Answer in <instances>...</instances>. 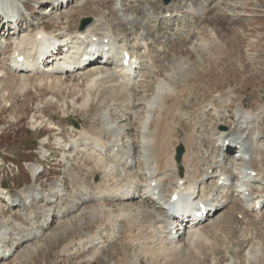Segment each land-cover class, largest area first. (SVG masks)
Segmentation results:
<instances>
[{"label":"rangeland","instance_id":"374dc122","mask_svg":"<svg viewBox=\"0 0 264 264\" xmlns=\"http://www.w3.org/2000/svg\"><path fill=\"white\" fill-rule=\"evenodd\" d=\"M16 1L22 13V21L12 25L8 22L7 24V19L1 16L2 0H0V22L2 28L4 27L2 33H0V40L4 34H6V37L7 33L8 36L10 35L8 38L5 37L7 43L10 44L4 49L0 47V69L3 70L0 72V219H8L12 228L15 227L14 219L22 225L29 226L25 220V217L29 216V210H26L25 213L21 204L11 205L7 196L8 194L19 193L26 184L33 182L29 167L31 164H37L41 168L35 184L41 187V192L54 187L56 183L60 182L64 185V194L63 199L59 198L54 202L49 199L40 201L41 206L53 209L54 219L49 224L48 229H45L37 237L31 235L28 236L27 240L21 241L14 255L0 260V264H103V259H106L105 262L109 264H124L125 254L135 264H150L149 258L142 251L140 253L138 248L140 245L136 243L137 241L133 245L131 240L130 243L127 240L132 236L129 235L130 222L126 217L120 218V220H123L119 221L117 225L115 224L116 220H113L114 223L106 220L111 223L106 224L107 222H105V226H102V229L107 230L105 233L99 225L100 215H102L105 208H111L115 215H119L122 212L128 214L135 211L137 213L139 209L160 205L155 203L154 200L152 201L151 198L153 197H150L145 189L150 180L144 172L147 169L145 167L147 164L144 160L143 145L141 144H144L142 132L144 130L143 122L148 115L147 105L156 95L155 93L162 81L172 82L173 84L170 86L172 89H177L179 85L181 94L178 98L176 90H173V93L170 92L171 97L168 99L164 116L168 122V129L171 130L173 136V149L182 144L185 147V153L188 140L191 139L190 133L193 132V127L197 125L195 134L196 136L199 135L203 142L201 153L205 157L207 155L211 157L212 152L210 151H212L213 146L210 145L209 136L207 135L211 136L213 134L210 131L211 125L218 119L215 117V110L224 113L223 122L225 124H219L218 129L228 128L237 122L238 106L243 103L246 109L257 112L262 129H264V0H214L213 2L212 0H192L194 2L189 1V4L192 3L194 7H190V10L188 6L180 4L182 0H174L170 5L175 2L177 14L181 18L179 16L171 17L167 14L168 18H161L163 15L159 13L158 5L155 7L152 3L160 2L159 5L163 7L162 0H151V2L141 0L140 9L132 7L133 0H66L65 4L62 3L59 6L56 0ZM205 1H208V4L206 3L207 5L202 7ZM79 4L82 9L66 17L65 14L72 9L74 10ZM114 4L117 8L119 7L118 14L124 19L127 18L126 22L134 18L142 21V24L136 23L137 25H133L134 37L146 38V41L150 44L148 51H144L142 39L136 38L139 40L136 41L137 43L141 41L138 44H135V40L126 41L121 34V30L115 27L118 24L116 20L119 19H117V10L110 8ZM197 7L201 10L198 11ZM88 16L93 17V20L97 19V23L100 21L103 24L99 33H97L98 38L105 34H110V37L113 35L111 40L115 39L114 42H116H113L114 51L119 56L122 54L121 50L128 51L131 49L128 52L132 57L141 54L142 60L146 62L148 59L146 54L148 53L153 60V68L144 69L143 65L142 70L138 69L137 72L133 73L134 82H132V85L127 86L125 84L124 86L132 87V89L127 88L128 91L125 89L128 93L121 94V89L120 94L115 93L108 96L109 91L105 90L104 97L101 98L103 94L100 95L98 90L92 91L90 105L84 110L82 103L88 96L86 88L92 79L97 76H108L114 70L117 71V67H114L113 64L108 66L95 64L77 73H40L43 74V76H40L39 73L25 74L16 71L12 56L16 37L28 34L31 36L38 27L44 25L48 30H55L56 33L62 34L61 36L64 35L66 30L74 36L76 30L79 29L80 20ZM108 21L109 23H107ZM127 24L129 25V23ZM171 24H177L178 34H174V36H169L168 27ZM15 26L18 27V33L14 30ZM153 28L155 30L158 28L155 38H153ZM104 29L110 31L107 33ZM111 30L114 31L113 34ZM189 30L193 34H196L197 30H201L200 33L197 32L192 43L187 42V32ZM116 34L118 37L115 36ZM119 46L121 47L119 48ZM203 47H207L206 52L200 50ZM182 53L184 54L182 55ZM200 53L204 56V60L198 62L201 66L198 63L195 65V60H198L201 56ZM113 55L115 54L113 53ZM119 62L121 63V61ZM198 65L201 67L200 69L197 67ZM185 69L186 71L191 70L189 76H186ZM196 69L204 73L202 72V75L196 77ZM192 74L194 75L190 76ZM190 79H194L193 82L197 83L191 88H189L190 86L184 87V84ZM114 82L118 86V79H113L108 84H115ZM167 89L172 90L169 87ZM129 93H131L130 95L133 94L132 99L130 98L132 105L126 107L123 104H127ZM185 95L188 97H185ZM129 108L131 110H128ZM103 110H106V114L112 116L114 123H119L118 125L123 131V146L125 145L124 147L127 148L128 136L134 142L137 164L132 173H129L131 169L127 164L125 166L128 168L125 166L122 168L123 161L119 163V159L115 155L109 156L108 160L103 156L102 165H96L98 157L91 155L92 143L95 145L94 140H88L92 146L87 147L85 151H82L80 146L74 145L75 140L82 142V144L85 143L84 139L86 138L80 135L82 129L103 128L106 122L102 113ZM158 113L159 110L156 109L154 117L157 118ZM156 118L153 120L156 121ZM147 123L150 125V122ZM152 127H154L153 123ZM110 135L111 133H108L103 136L107 139ZM84 147V145H81V148ZM235 153L234 151L232 154ZM247 154L248 151H240L239 156H246ZM184 155L182 164L185 168ZM229 155L231 153L226 154V156ZM239 159L242 160V158ZM242 161L244 162V160ZM107 162L111 163L110 167H112L111 175L106 177L104 168ZM236 162L227 163V166L237 176L232 181L235 191L233 193L235 196L232 197L233 200L236 198L243 199L241 190L236 187L237 180L243 173V165ZM174 163V167L177 166L175 160ZM106 179H111L112 185L110 187L117 190H121V188L125 190L128 188L129 183L136 181L139 184V189L135 192L139 193H136L137 197L131 200L117 198L111 201L110 199L94 201L90 198L87 199V195H83L84 191H87L90 196L96 195L95 192L99 189L97 185L104 186L105 189ZM75 180L77 183H73ZM118 186L120 188H115ZM243 207L247 209L245 202H243L241 208L243 209ZM262 207L260 211L252 212L247 209L244 215L236 214L235 217L238 219L236 222L231 223L230 229L228 228L229 232L209 228L212 242L209 241L211 239H208L206 246L215 251H208L206 261L199 262V264H235L236 257L239 261L237 264H264V206ZM225 210L226 207L219 210L206 223H212L224 214ZM161 211L162 216H166L168 213V210L164 207ZM252 224L254 225L252 226ZM209 229L205 233H208ZM16 230L18 229L16 228ZM79 231L83 233L82 236H85V238L82 237L81 241L97 233L100 238L103 236L104 238L100 239V246L90 244L86 250L81 247L85 243L81 244V237L78 235L72 238L75 245L65 244L64 236L67 233L73 234L75 232L79 233ZM114 231H116L115 235ZM138 232V229L134 230L136 236L139 235ZM146 233H149L147 229L143 234ZM194 238L195 233L193 231L183 234L181 236L182 248L188 251V245H191V240ZM67 246L69 249L65 248ZM98 248L100 251H98ZM96 250L98 254L95 258L93 253ZM251 255L256 256V260L252 263L248 259V256ZM139 256L142 259H139ZM187 260L195 261L193 259ZM183 262L180 264H188L185 261Z\"/></svg>","mask_w":264,"mask_h":264},{"label":"bare ground","instance_id":"6f19581e","mask_svg":"<svg viewBox=\"0 0 264 264\" xmlns=\"http://www.w3.org/2000/svg\"><path fill=\"white\" fill-rule=\"evenodd\" d=\"M189 1H192V0H182L180 2V4L181 5L183 4V6H186V7L188 6L189 10H190V7H192L193 5H192V3L189 4ZM208 1H205L203 3L204 5H202V7L206 6L208 4ZM213 1L214 0H212V2ZM140 2H141V0H133V6L132 7H135V9L139 8ZM149 2H151V0H149ZM192 2H194V1H192ZM56 3L59 6L62 3L65 4L66 0H56ZM159 3L160 2H156V3L153 2L152 4H154L155 7L158 5L157 9H159L160 10L159 13L161 15H163V16H161V18H163V17L168 18V16H166V14H168L171 17L179 16L177 14V8L175 7V4H174L175 2L173 3V5H168V6H163V7L160 6ZM170 7H172V8L170 9ZM174 7H175V10L173 9ZM2 8L6 9L8 11V15H6V16H8L9 18L15 17L16 14H18V12H19V7L14 2V0H2ZM110 8L113 10H117V15H118L117 19H119V20H116L118 22V24H116L115 27H117L119 30H121V32H122L121 34L123 35V38H125L126 41L135 40V44L141 43V41L137 43L136 41H139V40H137L136 38L142 39L143 40V47L145 49L144 51L145 52L148 51L150 44L146 41V38H144V37L139 38V36L134 37L135 30L133 28V25H135L136 23L142 24V21L138 18H134V19H130V20H128V22H126L127 18L124 19L122 16H120V14H118V10H119L118 8L119 7L117 8V6L114 4V6L110 7ZM81 9H82V6L79 4V5H77V7L74 10L72 9L70 12H67L65 15H66V17H68L69 15H72L74 12L81 10ZM196 9L198 11L201 10V8H198V7ZM132 10H134V9H132ZM10 21L11 20L9 19L7 22L10 23ZM154 21H156V20L154 19ZM16 22H17V20H16ZM159 22H160V20H159ZM101 23L102 22H100V21L97 23V19H96L92 23H90L85 29L76 30V34L74 36L72 34H70L68 32V30L65 31L63 36H58L55 33V30L50 31L44 25L45 27L44 26L40 27L36 31V33H34L31 36L28 34V35H24V36L22 35V37H16V39L14 40V46H13L14 52H13V56H12V62L14 63V66L16 67L15 70L20 71V72H24L25 74H27V73H32V74H38V73L39 74L40 73H53V74L61 73V74H65L66 73L67 74L69 72L77 73L80 70L87 69V67L95 65V64L107 65L110 62L111 64H115L114 67H117L118 70L117 71L114 70V72H111L108 76L107 75L106 76L105 75L97 76L94 79H92L91 82L89 81L90 84L86 88V92H87L88 96L86 97V99L82 103L83 109L86 110L85 108H87L88 105H90V101H91L92 95H93L91 92L94 90H98L100 95L105 93V90L109 91L108 96H110L111 94L114 95L115 93L120 94L121 89H122L121 94L127 92L128 89H130V88L132 89V87L129 88V87H124V86H125V84H127V86L132 85V82H134V77H133L134 74L133 73L137 72L139 66H140L139 70H142L141 68L143 65H144V67H143L144 69L153 68V60L151 59V56H149L147 53L146 57H148V59L146 62L142 60V58L140 56L141 54H140V55H134L133 57L131 56L130 61L127 65H125L123 63L119 64L118 63L120 60L119 58L122 59V57H120L118 55V53H116L114 51L115 48L113 47V44L116 42H114L115 39L111 40L113 35L110 37L109 36L110 34L106 35L104 33L105 34L104 36H102V37L99 36L100 38L97 37V33H99L101 26H103V24H101ZM107 23H109V21ZM126 23H129V25L128 24L126 25ZM169 24H170V22H169ZM176 25L171 24L168 27L169 36H171V35L174 36V34H178L177 30H176ZM161 26H162V24H161ZM205 27H207V26H205ZM165 28H166V26H165ZM3 29H4V27L1 28V30H3ZM112 29H114V28H112ZM153 29H154L153 30V36H154L153 38H155V36L158 33V31H157L158 28L156 30H155V28H153ZM105 31H107V33H108L110 30L109 31L105 30ZM198 31L199 30H197V32ZM200 31H199V33H200ZM116 32H117V30H116ZM118 32H120V31H118ZM197 32H196V34H193L192 32H190V30H189V32H187V36H188L187 42L188 43L193 42V38H195V36L197 35ZM113 33H114V31H112V34ZM115 36L118 37L117 34ZM130 36H132V37H130ZM107 37H109L110 39H108ZM120 38H121V36H120ZM117 39H119V38H117ZM59 41L61 43H63L64 50L59 51L58 53H55V52L50 53L53 46H54V50H55L56 45L58 44ZM6 42H7V40H6ZM122 44H124V43H122ZM212 46H214V45H212ZM116 47H118V46H116ZM120 47L121 46H119V48ZM122 47H123V45H122ZM126 48H127V46H126ZM206 49H207V47H203L200 50H202L204 52ZM129 50H131V49H129ZM113 53L115 55H113ZM183 54L184 53H182V55ZM21 55L24 56L23 61H19L17 59L18 56H21ZM200 55H201V53H200ZM203 55H204V53H203ZM85 56H87L89 58V60H85V58H84ZM206 56H208V55H206ZM57 57H59V58H57ZM101 59H103V60L101 61ZM200 60H204V56L201 55L198 60H195L196 61L195 65H197V63L200 62ZM199 65L197 67H199V69H200L201 65L200 66ZM203 67H204V65H203ZM2 71L3 70L0 69V72H2ZM185 71H186V69H185ZM190 71H191L190 69H188V71H186V76H189ZM199 71L200 70L195 71L196 77L198 75H202L201 73L203 71L202 72L201 71L199 72ZM193 75L194 74H192L190 76H193ZM40 76H43V74L42 75L40 74ZM180 78L182 79V77H180ZM198 78L200 79V77H198ZM113 79H118V83H119L118 86L116 85L115 82H114L115 84H112V85H110L111 83L108 84ZM193 81H194V79H190L189 81H187V83L184 84V87L190 86L189 88H191L194 84L197 83V82L195 83ZM196 81H198V80H196ZM184 82H186V81H184ZM172 84L173 83L169 82V81H162L160 83V85L158 86V91H157L156 95H154V98L152 99V101L149 102V104L147 105L148 115H147V119L144 122V125H143L144 130L142 132V136H143L142 138H143L144 144H141V145H143V149H144V152L146 155V159H144V160L147 164L145 166V167H147V169L144 172H145V174H147L146 176L149 177L148 179H150V181H149L150 183L147 185L148 192L157 201L156 203L159 202L158 204L166 205V206L173 208L174 214H172L170 216L163 217L161 215L162 206H157V205H156V207L149 206V207H146V209H144V208L139 209L137 213L135 211H134V213H128L127 212L128 214H125L122 212L119 215H115L111 208H105V209L102 208L104 210V212L102 213V215H100V221H99L100 224L99 225H101L100 227L102 229V226H105V222H107L106 220H109L111 222H113V220L120 221V218L126 217L128 219V221L130 222V234L129 235L132 236V237H129V239H127V240H129V243L132 241L133 245L137 241L136 243H138L140 245V247L137 246L140 249L139 250L140 253L142 251V253L149 258L150 264H165V263H167V264H170V263L171 264H180L183 261H185L188 264H194V263L199 264V262L202 263V262L206 261L208 251H211V252L215 251L214 249L210 250V247L206 246V242L208 239H211L209 241L212 242V236L209 234V232H210L209 228H211L212 230L213 229L222 230V231L227 230V232H229L228 230L230 229L231 223L236 222L238 219L237 217H235L236 214H243L244 215V214H246L247 209H249V211L253 212V211L261 210L260 207L264 206V156H263V153H264V129H262L261 120L259 119L257 112L252 111L250 109L249 110L246 109L245 106L243 105V103H241L238 106L237 122L235 124H233L232 126H229L228 128L226 127V128L218 129L219 124H221V125L225 124V122H223L224 113L219 112L220 110L219 111L215 110V117L218 119L214 124L212 123V125H211L210 131L213 134H211V136L209 134L207 135V136H209L208 140H209L210 145L213 146L212 151H210V152H212L211 157H209V155H207V154H206L207 156L205 157L201 153V147L203 145V142H202V138L200 139L199 135L196 136V134H195V132H196L195 130L198 127L196 125L195 127H193V132L190 133L191 139L188 140L189 142L187 143V151H186V153H184L185 154L184 155V160H185L184 162L186 164V167L184 168L185 172H184L183 176H180L179 171H178L179 169L177 170L178 167L177 166L174 167L175 163H174L173 159H174L175 149H173V147H174L173 141H172L173 136L170 132L171 130L168 129V122L164 116L168 99L171 97V93L174 92L173 90L177 91V95H176L177 97L179 96V94H181V92L179 90L180 89L179 85L177 86V89H172V87H170ZM167 87L171 88L172 90H168ZM174 88H176V87H174ZM125 89H127V91H125ZM187 92H189V91H187ZM210 92H212V91H210ZM210 92H208V93H210ZM132 93H133V91H132ZM130 94L131 93H129V97L127 98L128 99L127 104H123V105H126V107H127V105L129 106L131 104V99H132L131 97L133 94L132 95H130ZM182 94H183V91H182ZM188 94H190V92ZM176 96H174V97H176ZM103 97H104V94L101 95V98H103ZM185 97H188V96L185 95ZM181 98H182V96H181ZM101 100H103V99H101ZM216 100H217V98H216ZM178 101H179V99H178ZM218 101H219V99H218ZM123 102H124V100H123ZM213 102H214V100H213ZM213 102H212V104H213ZM210 103H211V100H210ZM172 104H174V103H172ZM176 108H177V106H176ZM156 109L159 110L157 118L154 117V113H155ZM128 110H131V109L129 108ZM124 111H126V110H124ZM174 111H177V110L174 109ZM263 112H264V110H263ZM102 113H103L104 119L106 121L103 128L102 127L100 129L90 128V130L82 129L80 131V135L83 136L84 138H86V139H84L85 143L82 144V142L80 143L78 140H75L74 145H77L78 147L80 146V149L82 151H85V149H87V147H90L93 145L91 147L92 148L91 155L98 157L97 164H96L98 166L102 165L101 160L104 159L103 156H105L106 159L108 160L109 156L112 157L113 155H115V157L117 159H119V163H120V161H123L122 168L125 166V164H127V166H130L129 169H131V171L129 173H132L133 169L135 168V166L137 164V160L134 156L135 152H136L134 142L132 141V138L128 136L127 148L124 147L123 146V135H122L123 131L121 130L120 125H118L119 123L118 122L114 123L112 116L109 114H106V110H103ZM177 113H178V111H177ZM195 114L199 115L198 113H195ZM202 117H203V115H202ZM155 118H156V121H154ZM197 118L199 119V117H197ZM198 119H195V120H198ZM147 122H150V125H148ZM197 122H199V121H197ZM152 123L154 124V127H152ZM108 133H111L109 140L105 139V137L103 136L104 134H108ZM89 139L94 140L95 145L93 143L91 145V143L88 142ZM81 145H84L85 147L81 148ZM235 148H238V150L235 151L236 153L233 155L232 153H234ZM240 151H242V152L248 151V154L246 155L248 157L241 156V158H245V159H242V160H244V162L239 159L240 157H238ZM227 153H231V155L226 156ZM145 155H144V157H145ZM116 160H115V162H116ZM235 160L243 165V173L240 175V178L237 180V186H236V187L240 188L242 195H243V199L236 198L235 200H233L232 197L235 196L233 194V193H235V191H234V187H233L234 185H233L232 181H234L237 176L235 175V173H233L231 168H229L227 166V163H231V164L235 163L236 162ZM95 163H96V161H95ZM110 165H111V163H109V162H107L105 165L104 169H105L106 177L108 175H111V167L112 166L110 167ZM127 166H125V167H127ZM179 166H181V165H179ZM29 167H30L31 171L33 172V175L36 176L37 171H38L37 164L36 165L35 164L30 165ZM102 167H104V166H102ZM249 170L255 171L256 174L253 175L251 173H248ZM113 176H114V174H113ZM106 180H107V183L105 184V189H104V186L97 185L99 187L98 191L95 192L97 194L94 197L90 196L91 199H93L95 201H102L104 199H109L111 197H112V199H115L117 196H120L122 194H123L122 197L132 195L131 189H133V188H135L136 190L139 189L138 182L132 181L131 183H129L127 185L129 190H127L123 193L120 190L114 189V187H110L112 185L111 179H106ZM132 180H133V177H132ZM208 180H209V182H208ZM133 184H135V186L131 187V185H133ZM115 188H120V186L115 187ZM35 190L36 189H35L34 185H32V184L27 185L22 190V192H21L22 200H20V201L22 202V204L24 206L29 207L30 205H32V203L38 202V199L40 198V195H39L40 192L35 191ZM51 192H52V189L47 193H44V194L42 193V197L43 198H50V197L53 198L55 196L59 197V195L61 196L62 188L58 187L57 192L54 195L51 194ZM174 193L178 194V199H176L174 202H171L172 201L171 198H172V195ZM122 197H120V198H122ZM9 198L11 199L12 202H16V199L12 200L14 198L13 195H9ZM120 200H123V199H120ZM186 201L189 202V205L196 204V201L197 202L198 201L205 202L206 205L208 206V210L210 212V213L208 212L207 216H211L212 214L215 215V213H217L218 210H221V208H224V207H226V210L224 211V214H222V215L220 214L221 216L216 218L212 223L207 224V223H204L203 221L201 222V220H200L198 223H193L191 226H187V222H185V219L187 217H190V216L187 215L189 210L187 209V207H184L185 206L184 203ZM243 202L246 203L247 209H246V207H243V209L241 208L243 206ZM173 203L177 204V206H173ZM38 211L41 214V216L44 218L43 220H45V221H47L51 217V213H50L51 210L46 211L44 208H39ZM103 217H105V218H103ZM33 218H34L33 213H31L30 219H29V221L31 223L33 222ZM41 222H42V220H41ZM111 222H107L106 224H108V223L110 224ZM175 222H180V225H184L186 223V226L184 227V229H185L184 234H187V231L188 232L193 231L195 233V238L191 240V245H188V249H189L188 251H186V250H184V248H182L181 237H177L176 235L172 234L171 226ZM238 222H240V221H238ZM253 225L254 224H252V226ZM1 228H2V226H0V257L7 255V253L10 252V250H11V247L8 244H6V239H5L6 235H7L6 228L4 230H2ZM29 229L31 230L32 228L20 227L18 234H21V233L25 234V232L28 231ZM135 229L139 230L138 236H136V234L134 233ZM145 229H147L149 231V233L143 234V233H145ZM207 229H209V231H208V233H205ZM102 230H104V229H102ZM231 230H233V229H231ZM106 231L104 230V233ZM75 235H78L79 237H81L80 241H81L82 237L85 238V236H82L83 233L81 231H79V233L75 232L73 234L67 233V235L64 236L65 244H68V245L74 244L75 245V243L73 242L74 239H72V238H74ZM86 237H87V235H86ZM99 239H100V236L98 233L96 235L87 237L86 239H84V241L83 240L81 241V244L85 243V245L83 244L84 246L82 245L81 247L83 248V250H86L90 246V244H92V246H94L97 243L99 244L100 243ZM215 245H216V243H215ZM65 248H68V246ZM79 249H81V248H79ZM98 251H100L99 248H98ZM98 251L96 250L93 253V256L95 258L98 254ZM132 254L130 255V257L132 256ZM237 256H238V254H237ZM251 256H248L250 263H252L254 260H256V256H252V257ZM257 257H258V255H257ZM120 258H122V257H120ZM124 258H125V259H123L124 264H135L133 261L129 260L128 255L125 254ZM130 259H132V258H130ZM139 259H142V258H140V256H139ZM187 259H193L195 261L191 262V261H188ZM237 259L238 258L236 257L235 264H237L239 262ZM105 261H106V259L105 260L103 259V261H102L103 264H109V263H106ZM147 262H149V261L147 260ZM112 263H113V260H112ZM119 263H120V261H119Z\"/></svg>","mask_w":264,"mask_h":264},{"label":"water","instance_id":"95a60500","mask_svg":"<svg viewBox=\"0 0 264 264\" xmlns=\"http://www.w3.org/2000/svg\"><path fill=\"white\" fill-rule=\"evenodd\" d=\"M171 0H164V2H165V4H167V3H169ZM91 18H86V19H84L83 21H82V24H81V26H80V29H83L89 22H91ZM182 152H183V147H179L178 149H177V156H176V159L177 160H180V158H181V154H182Z\"/></svg>","mask_w":264,"mask_h":264}]
</instances>
